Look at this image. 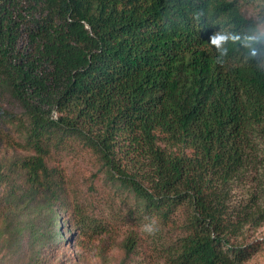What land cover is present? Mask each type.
<instances>
[{"label":"trees","instance_id":"obj_1","mask_svg":"<svg viewBox=\"0 0 264 264\" xmlns=\"http://www.w3.org/2000/svg\"><path fill=\"white\" fill-rule=\"evenodd\" d=\"M263 224L264 0H0V264H243Z\"/></svg>","mask_w":264,"mask_h":264},{"label":"rangeland","instance_id":"obj_2","mask_svg":"<svg viewBox=\"0 0 264 264\" xmlns=\"http://www.w3.org/2000/svg\"><path fill=\"white\" fill-rule=\"evenodd\" d=\"M91 155L88 151H79L78 153H71V155H64L62 157V163L61 166L64 168V172L66 174H72V178L79 179V175L82 173L86 163L88 160H90ZM81 185H79L80 187ZM69 188L71 189L72 193H76V196L72 195V200H75L76 202L87 205L85 203V200L82 199L81 193L79 195V192L76 190L78 189L80 192V188L74 186L73 184L69 185ZM247 186H243V183H240L238 187H236L233 190L232 193V201L239 202L240 199H245ZM74 189V190H72ZM95 204L97 207H107V204H110V201L104 197L103 195H98V197H95ZM95 213H102L103 210H97V208H94ZM62 215V213H59ZM62 229L66 232V230H71L68 226V228L63 227ZM72 236H77V231L69 232ZM68 233V234H69ZM66 236V234H65ZM71 236L69 242L65 243L63 238L58 239L57 245H53L52 248H49L45 251H43L42 256L45 264H107V262L103 261L102 259H99V257L96 256V249L98 246H101V242H97L96 240H93L92 236H86L85 238L80 237V243L79 244L76 239ZM247 241H250L253 243L254 246H257L253 252L252 256L245 261L243 264H264V224L255 229L254 231H250L249 236L246 238ZM104 242V240L102 239ZM111 240L105 238V242L103 243L104 248L106 250L110 249V242ZM75 242V244L73 243ZM78 243V245H77ZM107 245V246H105ZM126 264H142L137 263L135 261H130L129 259L126 261ZM108 264H114L112 262H109ZM143 264H154L152 262L150 263H143Z\"/></svg>","mask_w":264,"mask_h":264}]
</instances>
